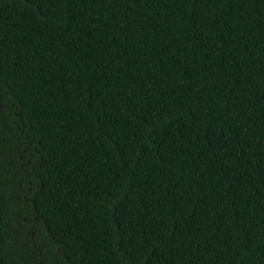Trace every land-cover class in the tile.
I'll return each instance as SVG.
<instances>
[{"label":"trees","instance_id":"trees-1","mask_svg":"<svg viewBox=\"0 0 264 264\" xmlns=\"http://www.w3.org/2000/svg\"><path fill=\"white\" fill-rule=\"evenodd\" d=\"M0 264H264V0H0Z\"/></svg>","mask_w":264,"mask_h":264}]
</instances>
